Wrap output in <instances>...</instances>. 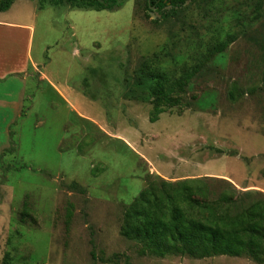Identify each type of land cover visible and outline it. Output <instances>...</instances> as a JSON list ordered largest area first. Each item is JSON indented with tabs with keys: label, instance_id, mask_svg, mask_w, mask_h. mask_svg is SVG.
Wrapping results in <instances>:
<instances>
[{
	"label": "rangeland",
	"instance_id": "374dc122",
	"mask_svg": "<svg viewBox=\"0 0 264 264\" xmlns=\"http://www.w3.org/2000/svg\"><path fill=\"white\" fill-rule=\"evenodd\" d=\"M0 15L33 26L37 63L14 152L0 164V264H115L101 259L116 254L131 264H260L140 256L120 229L126 207L159 178L208 177L217 195L228 181L244 206L264 200V0L189 1L166 21L145 0L112 11L18 0ZM156 54L173 75L200 72L187 107L151 123L150 99L131 92L141 61Z\"/></svg>",
	"mask_w": 264,
	"mask_h": 264
},
{
	"label": "trees",
	"instance_id": "16d2710c",
	"mask_svg": "<svg viewBox=\"0 0 264 264\" xmlns=\"http://www.w3.org/2000/svg\"><path fill=\"white\" fill-rule=\"evenodd\" d=\"M16 1L0 0V12L8 11ZM125 1L38 0L41 9L49 4L94 11H112ZM189 1L195 0H145V8L156 12L160 16L159 21H166L177 15ZM231 42H223L210 49L205 62L223 53ZM159 64L157 54L143 58L136 71L137 90L131 92L150 99L151 123L157 122L170 109L187 107V89L200 72V67H192L181 75H173ZM11 137L13 144V134ZM13 149L3 150L0 164L7 154H13ZM207 181L208 177L176 182L159 178V181L151 182L126 207L121 235L138 242L140 256H187L200 260L217 256L249 257L264 264V200H257L246 207L235 196L239 193L233 184L225 182L229 187L217 195ZM74 186L78 187V184ZM30 215L29 204L25 202L22 216ZM122 258L125 264H131L129 257L122 254H116L112 259L102 258L101 261L119 264Z\"/></svg>",
	"mask_w": 264,
	"mask_h": 264
},
{
	"label": "crops",
	"instance_id": "0c3cea01",
	"mask_svg": "<svg viewBox=\"0 0 264 264\" xmlns=\"http://www.w3.org/2000/svg\"><path fill=\"white\" fill-rule=\"evenodd\" d=\"M33 31L30 24L12 22L0 15V153L12 143V127L24 115V86L30 68L37 69L32 57ZM9 34L13 35L11 40Z\"/></svg>",
	"mask_w": 264,
	"mask_h": 264
}]
</instances>
